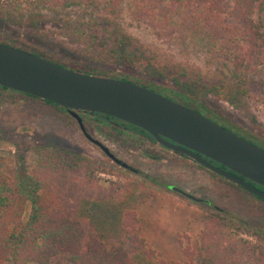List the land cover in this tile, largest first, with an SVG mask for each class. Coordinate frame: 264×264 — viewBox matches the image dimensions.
<instances>
[{
	"label": "rangeland",
	"instance_id": "rangeland-1",
	"mask_svg": "<svg viewBox=\"0 0 264 264\" xmlns=\"http://www.w3.org/2000/svg\"><path fill=\"white\" fill-rule=\"evenodd\" d=\"M79 14L77 8L56 14L36 0H0V42L65 67L151 84L171 97L183 93L205 114L264 145V72L245 71L235 78L232 65L212 59L206 44L161 40L145 25L133 23L125 9L121 27L112 25V32L103 24L107 14L103 8L94 12L99 21L93 26L87 24L89 15ZM255 17L264 31V12ZM80 116L90 136L139 173L112 161L85 136L74 116L41 99L0 88V158L5 172L12 176L32 170L42 153L92 163L98 188L72 195L67 202H82L79 216L96 224L110 244H119L135 231L141 246L155 253L159 262L189 263L186 254L204 250L205 234L242 238L264 250V200L144 136L94 116ZM82 176L79 172L78 178ZM168 185L179 186L247 224L240 225L212 204L188 199ZM29 212L27 203L25 221ZM195 264H201L199 257Z\"/></svg>",
	"mask_w": 264,
	"mask_h": 264
},
{
	"label": "trees",
	"instance_id": "trees-1",
	"mask_svg": "<svg viewBox=\"0 0 264 264\" xmlns=\"http://www.w3.org/2000/svg\"><path fill=\"white\" fill-rule=\"evenodd\" d=\"M36 1L38 6L56 14L77 8L80 16L89 15L87 24L91 26L99 21L94 12L103 8L107 13L103 24L109 32L113 31L110 29L112 25L121 27V13L125 9L133 23L145 25L161 40L185 46L196 40L206 44V51L212 59L222 61L223 65H232L235 78H241L245 71L264 72V31L255 17L264 12V0ZM120 78L126 80L125 77ZM132 82L152 89L151 84ZM236 83L238 85L239 82ZM0 88L39 99L3 86ZM177 95L174 98L178 102L204 113L192 97L183 93ZM46 102L66 111L59 105ZM94 117L104 122L115 120L123 123L100 113ZM210 118L217 121L212 116ZM136 128L138 133L154 141L150 133ZM62 157L42 153L32 170L16 172L12 176L5 172L4 162L0 158V264H176L159 262L161 260H157L155 253L141 246L135 231L129 232L130 237L119 244H110L96 224L81 218L79 210L82 202L67 201L72 195L93 193L98 188L93 177L95 166L86 161L80 163V158L68 161ZM212 162L227 169L220 163ZM79 172L83 173L81 179L78 178ZM244 179L264 191V186ZM27 203L30 204V212L25 221ZM211 204L221 213L239 221L238 224L246 223ZM204 238V250L198 255L186 254L189 263L183 264H195L197 257L201 264H264V250L259 251L249 240L233 237L220 239L212 234H205Z\"/></svg>",
	"mask_w": 264,
	"mask_h": 264
},
{
	"label": "water",
	"instance_id": "water-1",
	"mask_svg": "<svg viewBox=\"0 0 264 264\" xmlns=\"http://www.w3.org/2000/svg\"><path fill=\"white\" fill-rule=\"evenodd\" d=\"M0 86L65 108L77 119L85 136L116 162L121 161L86 132L80 113L90 116L100 113L139 127L174 154L264 200V191L244 179L264 186V147L161 92L121 78L76 71L3 42H0ZM168 187L193 201H207L179 186Z\"/></svg>",
	"mask_w": 264,
	"mask_h": 264
},
{
	"label": "flooded vegetation",
	"instance_id": "flooded-vegetation-1",
	"mask_svg": "<svg viewBox=\"0 0 264 264\" xmlns=\"http://www.w3.org/2000/svg\"><path fill=\"white\" fill-rule=\"evenodd\" d=\"M152 89H155V88H153L152 87ZM158 92H160V91H158ZM165 95V94H164ZM166 96H168L169 98H171V99H173V100H176V101H178L177 99H175L174 97H171V96H169V95H166ZM67 114H70V112L69 111H65ZM203 113V112H202ZM205 114V113H204ZM71 115V114H70ZM206 115V114H205ZM208 116V115H207ZM106 117V116H105ZM210 117V116H209ZM109 123L108 124H110L111 126H113V127H115V128H118V129H121V130H126L128 133H133L134 135H139V136H143V135H141L140 133H138V131H137V128L135 127V126H132V125H130V124H128V123H126V122H120V121H115V120H107ZM106 121V122H107ZM80 126V125H79ZM81 128V127H80ZM81 131L83 132V130L81 129ZM84 133V132H83ZM91 141V140H90ZM92 142V141H91ZM153 142H155L156 143V141L154 140ZM94 143V142H93ZM95 144V143H94ZM96 146H98L99 148H101L99 145H97V144H95ZM164 147V146H163ZM101 150H102V148H101ZM169 150V149H168ZM103 151V150H102ZM111 151V150H110ZM104 152V151H103ZM112 152V151H111ZM112 161H114L116 164H118V165H121V166H123L124 168H126V169H128V170H131L132 172H135V173H139V170L138 169H136V168H134L133 166H131L130 164H128V163H126L124 160H122L121 158H119L117 155H115L113 152V154H114V156L116 157V158H118V159H120V161L121 162H116V160L114 159V158H112V157H110L106 152H104ZM184 158H186V157H184ZM194 162V161H193ZM127 164L126 166H124L123 164ZM169 186V185H168ZM167 186V187H168ZM169 188V187H168ZM179 194V193H178ZM205 203H209V201H206ZM209 204H211V203H209Z\"/></svg>",
	"mask_w": 264,
	"mask_h": 264
}]
</instances>
